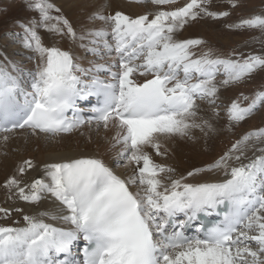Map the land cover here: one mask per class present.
Returning a JSON list of instances; mask_svg holds the SVG:
<instances>
[{"label": "snow or ice", "instance_id": "obj_1", "mask_svg": "<svg viewBox=\"0 0 264 264\" xmlns=\"http://www.w3.org/2000/svg\"><path fill=\"white\" fill-rule=\"evenodd\" d=\"M133 2L155 10L93 12L89 20L102 24L78 30L52 0H27L37 16L17 22L21 33L14 36L33 66L0 52V142L18 131L58 141L87 126L96 134L111 132L105 139L116 150L113 163L132 167L124 178L98 155L22 160L3 181L8 200L51 204L33 214L0 206V217L18 213L23 221L0 224V264H264V127L184 174L149 151L166 157L162 139L191 138L193 129L215 132L198 101L218 115L220 88L264 71V51H201L203 39L178 38L199 19L230 15L211 10L212 0ZM227 3L242 6V0ZM227 27L264 36V12ZM89 97L96 102L85 115L77 102ZM261 108L264 85L251 96L240 93L226 108L230 126ZM207 174L218 178L198 179ZM212 213L220 219L206 227L201 214ZM189 228L196 234L187 235ZM81 238L83 260L73 251Z\"/></svg>", "mask_w": 264, "mask_h": 264}, {"label": "bare ground", "instance_id": "obj_2", "mask_svg": "<svg viewBox=\"0 0 264 264\" xmlns=\"http://www.w3.org/2000/svg\"><path fill=\"white\" fill-rule=\"evenodd\" d=\"M184 0H177V4L182 5ZM61 12L66 16L78 30L81 28L91 27L93 25L100 26L101 21H90L89 16L93 12L102 11L104 14L113 13L114 11H123L126 14L135 15L143 14L146 11H154V6L148 4H138L133 0H52ZM171 5L168 7H174ZM37 13L27 7V0H0V38L3 35L10 33H21V29L17 26V22L23 23L36 17ZM206 17L197 20L178 34V38H200L206 41V45L201 47H211L221 53L227 54L228 51L219 47L215 41L208 39L207 27L210 22L205 21ZM209 28V27H208ZM207 33V35H206ZM41 35L46 44L49 43V34L41 30ZM13 38L16 36L12 35ZM224 41V39H223ZM229 43V42H227ZM14 46V45H13ZM61 47L67 48L68 44L62 42ZM0 52L4 53L10 60L23 61L26 67H32V62L25 59L23 53L25 50L19 43L15 47H3L0 40ZM79 54V50H77ZM91 59V57H89ZM220 78V79H219ZM221 80L223 77H218ZM217 106L218 115L213 114L211 106L206 101H198L201 106L200 116L209 119L215 128V132L209 133L205 136L199 129H193L191 138L189 137H172L170 139H162V143L168 148V155L166 157L157 156L154 150L149 149L153 155V159L158 163H164L176 169L177 174H184L194 167H202L205 164L213 161L219 155L215 154L217 151L216 143L219 142L222 135H218L221 131L222 124L219 114L222 107L220 104L229 105V101L218 95ZM105 135L111 136L109 132L105 134L103 131L96 134L95 131H89L87 126L79 131L70 134H65L58 141L55 139H45L41 137L26 136L21 132H17L10 136V139L5 144L0 142V206L3 207H22L25 212L33 214L37 211L43 210L50 206L51 202L43 201L39 207H34L20 201L8 200L7 190L2 187L4 179L11 175L20 162L24 159H32L35 163L40 164L44 162H55L61 158L78 156V155H98L103 158L110 167L120 176L126 178L132 173V167L121 163L119 166L113 163L116 150L110 149ZM251 155V153H249ZM38 175L36 171H29L25 179L32 178ZM218 177L211 174L202 175L198 179H216ZM135 190V188H133ZM15 221H20L21 214L14 213ZM4 221V220H3ZM50 223L58 222L47 221ZM3 223V222H2ZM22 224L23 221H20ZM7 221L3 225H8Z\"/></svg>", "mask_w": 264, "mask_h": 264}, {"label": "rangeland", "instance_id": "obj_3", "mask_svg": "<svg viewBox=\"0 0 264 264\" xmlns=\"http://www.w3.org/2000/svg\"><path fill=\"white\" fill-rule=\"evenodd\" d=\"M211 10L229 11L230 15L220 19L206 17L205 21L210 22L208 24L209 28L207 27L208 39L215 41L219 47L226 49L228 52L233 49L245 53L249 51L257 53L264 51V44L259 42L260 40H264V36H262L259 30L230 29L227 27L229 24L237 23L241 17L264 12V0H242V6L236 9L229 8L227 0H212ZM203 19L204 18L201 20ZM12 35H14L13 32L8 35H3L0 38L3 47H15L18 42ZM253 37H256L257 40H253ZM262 85H264V71H258L245 82L238 85L221 87L218 95L231 103L240 93H243L245 96H251L253 92L259 90ZM227 106V102H225V104H220V107H222L219 112L221 121L217 124H223L218 134L222 135V137L219 142L216 143L217 151L215 154L218 155L223 154V152L230 147L231 143L238 139L243 133L255 128L264 127V108L255 112L250 118H247L239 125L232 127L229 124L226 114ZM18 219L22 221V216ZM15 220L17 219H15L13 215L10 218L0 217V224H4V222L7 221L9 223L8 225H11Z\"/></svg>", "mask_w": 264, "mask_h": 264}]
</instances>
